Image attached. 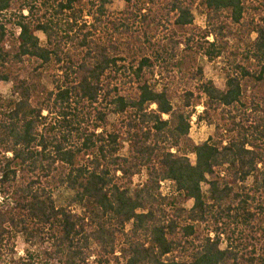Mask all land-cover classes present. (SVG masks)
I'll return each instance as SVG.
<instances>
[{
	"label": "trees",
	"instance_id": "obj_1",
	"mask_svg": "<svg viewBox=\"0 0 264 264\" xmlns=\"http://www.w3.org/2000/svg\"><path fill=\"white\" fill-rule=\"evenodd\" d=\"M115 1L0 0V264H264V0Z\"/></svg>",
	"mask_w": 264,
	"mask_h": 264
},
{
	"label": "rangeland",
	"instance_id": "obj_2",
	"mask_svg": "<svg viewBox=\"0 0 264 264\" xmlns=\"http://www.w3.org/2000/svg\"><path fill=\"white\" fill-rule=\"evenodd\" d=\"M125 8L126 5L122 0H116L111 6L108 7V12L110 15L117 16L120 13H122L125 10ZM193 15L195 18V25L199 28H205L206 18L204 14H202V11L198 6L194 8ZM38 37L41 39V41H45V37L42 33H38ZM254 37L255 36H253V38ZM224 63H225L224 58L214 63H209L208 60L205 59L204 57H199V62H198L199 67H201L204 71L206 79L214 82V84L220 89H223V85H224L221 74L222 72L221 70L224 67ZM11 88H12L11 83L8 82L1 83L0 96L8 97L10 95ZM197 111L198 113H201L203 111V108H197ZM191 126L192 127L189 136L196 145H201L214 136L215 128L213 125H210L206 122L198 124L196 118H193ZM190 159L192 162L195 161L194 156H191ZM138 181H140L139 176L135 178L134 185H137ZM170 189H171L170 183H165L164 186H161V193H163V196H167L171 192ZM70 197L71 194L66 190H61L57 192L55 196L57 205L58 206L65 205L70 199ZM24 249H25V245L22 239H19L17 241L18 256L23 255Z\"/></svg>",
	"mask_w": 264,
	"mask_h": 264
},
{
	"label": "built area",
	"instance_id": "obj_3",
	"mask_svg": "<svg viewBox=\"0 0 264 264\" xmlns=\"http://www.w3.org/2000/svg\"><path fill=\"white\" fill-rule=\"evenodd\" d=\"M165 183H168V182H165ZM165 183H162L161 186H164ZM163 194V193H162Z\"/></svg>",
	"mask_w": 264,
	"mask_h": 264
}]
</instances>
